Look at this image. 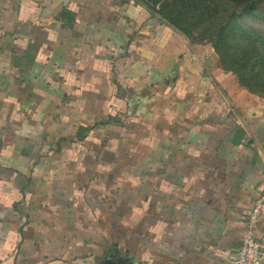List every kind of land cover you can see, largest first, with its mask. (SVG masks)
<instances>
[{
    "label": "crops",
    "instance_id": "0c3cea01",
    "mask_svg": "<svg viewBox=\"0 0 264 264\" xmlns=\"http://www.w3.org/2000/svg\"><path fill=\"white\" fill-rule=\"evenodd\" d=\"M257 195L264 99L213 49L136 0H0V264H231Z\"/></svg>",
    "mask_w": 264,
    "mask_h": 264
},
{
    "label": "trees",
    "instance_id": "16d2710c",
    "mask_svg": "<svg viewBox=\"0 0 264 264\" xmlns=\"http://www.w3.org/2000/svg\"><path fill=\"white\" fill-rule=\"evenodd\" d=\"M136 1L187 38L204 26L200 39L209 36L221 63L264 97V0Z\"/></svg>",
    "mask_w": 264,
    "mask_h": 264
},
{
    "label": "built area",
    "instance_id": "2783aa9c",
    "mask_svg": "<svg viewBox=\"0 0 264 264\" xmlns=\"http://www.w3.org/2000/svg\"><path fill=\"white\" fill-rule=\"evenodd\" d=\"M263 205V197L257 195L245 218L244 232L234 251L231 264H262L264 262V233L257 232Z\"/></svg>",
    "mask_w": 264,
    "mask_h": 264
},
{
    "label": "rangeland",
    "instance_id": "374dc122",
    "mask_svg": "<svg viewBox=\"0 0 264 264\" xmlns=\"http://www.w3.org/2000/svg\"><path fill=\"white\" fill-rule=\"evenodd\" d=\"M195 18V17H194ZM204 26L201 27H197L193 29V35L191 37L188 38V40L190 42H192L193 44H197L200 46H204L207 48H211L214 50L215 54L218 57V68L220 69L221 72H225L229 77H231L233 80H235V84L238 85L241 89L245 90L246 92H248L249 94L261 97L264 99L263 96H261L259 93L253 92L251 91L246 85L241 84L239 81V78L237 76V73L229 70L226 68V66H224V64L221 63L219 55L216 52V49L213 46V42H211V40L208 38L209 36H206V38L204 39H200V34L202 33V31H204ZM232 51V49H230ZM224 52L227 51V48L223 49Z\"/></svg>",
    "mask_w": 264,
    "mask_h": 264
}]
</instances>
